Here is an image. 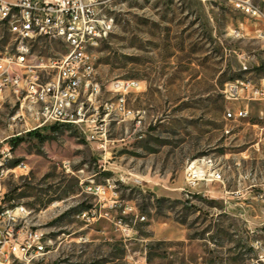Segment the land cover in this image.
<instances>
[{"label":"rangeland","instance_id":"1","mask_svg":"<svg viewBox=\"0 0 264 264\" xmlns=\"http://www.w3.org/2000/svg\"><path fill=\"white\" fill-rule=\"evenodd\" d=\"M104 1L115 26L96 55L97 77L105 86L141 83L128 97L140 127L111 121L103 149L72 126L9 127L17 108L7 102L0 115L4 201L23 205L28 227L51 241L38 264H251L264 249V203L240 175L264 171L253 127L264 104L251 105L247 120L226 121L242 103L222 91L264 80V0ZM0 37L1 49L9 36ZM64 52L58 42L35 43L30 59ZM204 157L224 182L190 188L184 169Z\"/></svg>","mask_w":264,"mask_h":264},{"label":"built area","instance_id":"2","mask_svg":"<svg viewBox=\"0 0 264 264\" xmlns=\"http://www.w3.org/2000/svg\"><path fill=\"white\" fill-rule=\"evenodd\" d=\"M237 6L252 18H261L247 2L238 1ZM106 7L104 0H0V33L9 36V42L0 49V115L6 102L17 108L9 127L23 123L26 133L54 125L72 126L88 141H102L103 149L111 121H132L140 127L141 119L128 107V97L141 91V83L115 79L105 86L97 77L96 55L115 26ZM5 15H12L13 23H5ZM232 33L240 35L239 31ZM42 42H58L65 52L47 62H34L30 59L34 44ZM103 87L108 99L101 102ZM222 94L226 101L242 103L227 109L224 120H247L251 105L264 104V80H235L224 86ZM258 118L260 123L253 127L259 130L255 146L260 150L259 144L264 143V109L258 111ZM5 173L0 158V264H12V257H20L22 264H38L51 241L41 230L24 227L30 212L23 205L6 204L2 186ZM240 178L243 184L250 182L247 187L258 188L254 198L264 203V171L260 175L244 173ZM184 180L188 187L195 188L223 183L224 177L215 160L204 157L186 165ZM85 190L96 195L103 191L91 185ZM251 264H264V249Z\"/></svg>","mask_w":264,"mask_h":264},{"label":"bare ground","instance_id":"3","mask_svg":"<svg viewBox=\"0 0 264 264\" xmlns=\"http://www.w3.org/2000/svg\"><path fill=\"white\" fill-rule=\"evenodd\" d=\"M5 23H13L12 15H5ZM27 218L24 220V227H28ZM29 228V227H28ZM12 264H22V260L20 257H12Z\"/></svg>","mask_w":264,"mask_h":264},{"label":"trees","instance_id":"4","mask_svg":"<svg viewBox=\"0 0 264 264\" xmlns=\"http://www.w3.org/2000/svg\"><path fill=\"white\" fill-rule=\"evenodd\" d=\"M54 126H56V125H54ZM54 126H52V127H54Z\"/></svg>","mask_w":264,"mask_h":264}]
</instances>
